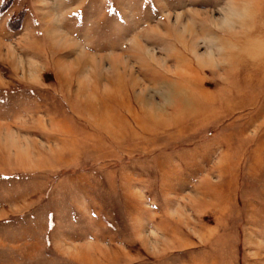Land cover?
I'll return each instance as SVG.
<instances>
[{"label":"rangeland","instance_id":"374dc122","mask_svg":"<svg viewBox=\"0 0 264 264\" xmlns=\"http://www.w3.org/2000/svg\"><path fill=\"white\" fill-rule=\"evenodd\" d=\"M0 264H264V0H0Z\"/></svg>","mask_w":264,"mask_h":264},{"label":"bare ground","instance_id":"6f19581e","mask_svg":"<svg viewBox=\"0 0 264 264\" xmlns=\"http://www.w3.org/2000/svg\"><path fill=\"white\" fill-rule=\"evenodd\" d=\"M262 53V52H261ZM168 94V93H167ZM178 94V93H177ZM172 95V94H171ZM180 95V94H179ZM146 112V111H145ZM134 116V115H133Z\"/></svg>","mask_w":264,"mask_h":264}]
</instances>
